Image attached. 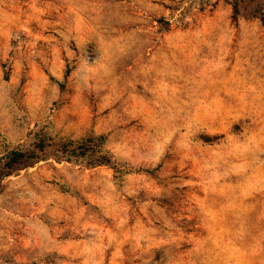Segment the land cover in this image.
I'll return each mask as SVG.
<instances>
[{"label":"rangeland","instance_id":"374dc122","mask_svg":"<svg viewBox=\"0 0 264 264\" xmlns=\"http://www.w3.org/2000/svg\"><path fill=\"white\" fill-rule=\"evenodd\" d=\"M17 148L0 264H264V0H0Z\"/></svg>","mask_w":264,"mask_h":264},{"label":"trees","instance_id":"16d2710c","mask_svg":"<svg viewBox=\"0 0 264 264\" xmlns=\"http://www.w3.org/2000/svg\"><path fill=\"white\" fill-rule=\"evenodd\" d=\"M86 142L87 141H85V143L75 145L73 142L69 141L68 143L63 144V149L64 151L71 152L72 154H77V150H80V155L86 156L88 154L89 156H92L90 158L89 165L93 167L108 164V160L105 157L95 158L94 153L96 152L94 150H84L89 147L86 146ZM41 160L44 159L39 157L36 149L32 150L17 148L9 151L3 157H0V189L5 178L15 175L23 169L33 167L37 162Z\"/></svg>","mask_w":264,"mask_h":264}]
</instances>
